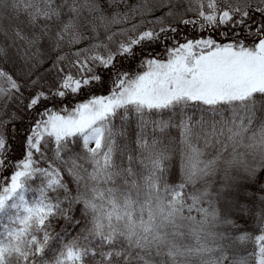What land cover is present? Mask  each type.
<instances>
[{"label":"snow or ice","instance_id":"snow-or-ice-1","mask_svg":"<svg viewBox=\"0 0 264 264\" xmlns=\"http://www.w3.org/2000/svg\"><path fill=\"white\" fill-rule=\"evenodd\" d=\"M0 264H264V0H0Z\"/></svg>","mask_w":264,"mask_h":264},{"label":"trees","instance_id":"trees-1","mask_svg":"<svg viewBox=\"0 0 264 264\" xmlns=\"http://www.w3.org/2000/svg\"><path fill=\"white\" fill-rule=\"evenodd\" d=\"M130 4H137L140 2V0H128ZM149 3H152L153 0H148ZM148 19H151V17H148ZM184 33L182 32L181 35ZM187 34L189 35L190 38L195 37L197 35V32L192 29L187 30ZM158 52L160 53L161 56L164 55L162 49H158ZM111 82L109 81V84ZM93 94L96 95H102V94H107V88H99L97 89ZM88 93L87 92H82L80 95H75V94H69L65 100H64V106H67L69 108L74 107L76 103L80 102L83 99L87 98ZM59 107V106H58ZM9 110L12 112L16 111V107L14 105L9 106ZM38 118L35 113H27L24 114V119L23 122L17 123V127L21 130L19 135H17L15 132L13 133L14 136H16V141L15 144L13 145L14 151H13V161L19 160L23 156V147H22V136H23V129L26 127L31 126L33 119ZM38 195V193H36ZM29 198H33V194L29 193ZM66 227V224L63 220L58 221L55 224V230L57 232H61L64 228ZM68 233H72V228L67 229Z\"/></svg>","mask_w":264,"mask_h":264}]
</instances>
